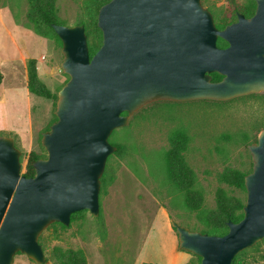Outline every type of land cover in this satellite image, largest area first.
I'll return each instance as SVG.
<instances>
[{
  "label": "water",
  "instance_id": "1",
  "mask_svg": "<svg viewBox=\"0 0 264 264\" xmlns=\"http://www.w3.org/2000/svg\"><path fill=\"white\" fill-rule=\"evenodd\" d=\"M96 25L102 41L91 57L82 24L51 25L68 79L57 92L56 120L41 134L46 156L32 163L33 176L20 174L19 149L0 136V264H12L16 253L48 263L38 242L46 227L68 226L80 210L99 214L100 177L116 149L108 138L143 106L264 93V0L222 29L201 0H109ZM214 72L222 78L213 81ZM247 148L252 167L243 178V216L228 220L225 234L170 219L179 249L199 257L198 264H230L264 240V128Z\"/></svg>",
  "mask_w": 264,
  "mask_h": 264
},
{
  "label": "rangeland",
  "instance_id": "2",
  "mask_svg": "<svg viewBox=\"0 0 264 264\" xmlns=\"http://www.w3.org/2000/svg\"><path fill=\"white\" fill-rule=\"evenodd\" d=\"M248 0H201L214 23L232 20V8ZM88 0H55L57 17L64 25H89L93 32ZM27 0H0V136L11 137L20 151V174L25 172L27 154L34 150L46 156L41 134L54 118L56 101L26 93V63L35 58L40 80L57 92L65 83L61 45L52 35L38 34L28 19ZM85 30V28H84ZM87 38V37H86ZM175 128L189 137L185 159L195 173V188L203 195L202 210L215 208V190L222 187L229 195L245 202L246 192L219 181L229 167L251 171L247 146L256 141L264 128V93H251L229 100L155 101L132 114L126 126L108 138L122 147L121 155L110 154L105 162V182L100 184L99 214L82 212L66 228L51 224L39 235L45 257L53 247L81 249L88 264H137L136 255L146 232L163 206L169 219L191 231L208 230L183 206L180 194L166 181L161 153L168 148V134ZM102 173V174H103ZM167 237L154 232L144 246V257H154L157 244L167 253ZM247 248L244 264H264V240L255 249ZM188 264L196 263L191 254ZM148 256V257H147ZM159 256V255H158ZM137 262V263H136ZM12 264H38L23 253H16ZM46 264H51L50 261Z\"/></svg>",
  "mask_w": 264,
  "mask_h": 264
},
{
  "label": "trees",
  "instance_id": "3",
  "mask_svg": "<svg viewBox=\"0 0 264 264\" xmlns=\"http://www.w3.org/2000/svg\"><path fill=\"white\" fill-rule=\"evenodd\" d=\"M27 1L29 4L28 19L31 23H33L35 31L43 36H54L58 43L61 45V41L51 27L52 24H64V22L59 20V18L57 17L55 0ZM108 1L109 0H88L87 3V8L92 13L91 20L94 18L92 22L93 32L89 28V25H84L90 57L97 51L102 41L101 31L96 25L97 12L100 6ZM230 2L233 4V0H230ZM254 9L255 0H248L247 3L241 7L235 5L232 8V20L222 21L221 23L215 21V25L217 28L222 29L225 25L236 20L237 13H241L245 17H249L253 14ZM216 44L221 48L226 47L227 45V43L221 38H217ZM36 63L37 61L35 58L28 59L26 63V88L28 93L45 99L56 101L58 91L52 92L40 80L37 73ZM211 77L213 81H218L222 78L220 74L215 72L211 73ZM2 79L3 76L0 71V84L2 82ZM55 120L56 116L54 115L52 122H54ZM48 129L49 127L46 130ZM188 143L189 137L185 130L181 128H175L169 132L168 148L165 149L160 155L164 177L167 183L180 194L183 201V206L190 212H196L198 221L208 228V230H203V233L223 235L227 232L228 228L226 222L228 220L237 222L242 218L243 206L245 202L236 196L229 195L224 188L218 187L215 190V208L208 211L202 210L203 195L200 190L195 188V173L185 159V151L187 150ZM112 145L116 147L115 151L112 154L120 156L122 153L121 145ZM43 151L46 152L44 148ZM44 157V154L42 155L34 150H30L27 154L24 174L27 177L33 176L34 169L32 167V163L37 159ZM245 174V172H242L238 169L227 167L223 169V171L219 174V181L230 187L245 191L243 181ZM104 182L105 172L100 177V184L103 185ZM84 211L86 210H80L72 213L70 215V223ZM54 224L59 225L61 228L67 227L57 222L52 223L51 226ZM173 230L175 231L174 228ZM257 245L258 243H256L252 249H255ZM245 250L237 253L231 260L230 264H244L243 255L245 253ZM199 260L200 258L196 256V263L194 264H198ZM46 261H50L51 264H88L86 255L83 250L71 248L62 249L57 246L51 249L49 255L46 257Z\"/></svg>",
  "mask_w": 264,
  "mask_h": 264
},
{
  "label": "crops",
  "instance_id": "4",
  "mask_svg": "<svg viewBox=\"0 0 264 264\" xmlns=\"http://www.w3.org/2000/svg\"><path fill=\"white\" fill-rule=\"evenodd\" d=\"M26 93H28V91H26ZM154 216L155 219L152 220V224L148 229V231L146 232L145 239L143 240V246L142 248H139L137 251L136 261H139L141 263H137V262L136 263L137 264H144V263L187 264L190 261L191 255L190 253L179 249L177 234L171 226L168 210L165 207L160 206L156 208L154 212ZM154 228L156 230V233L160 232L161 230L165 232L167 237V241H166L167 253L165 255L161 254V247L157 244V247L153 249V252H155L154 257L145 258L143 253L144 246L147 242V239L154 232Z\"/></svg>",
  "mask_w": 264,
  "mask_h": 264
}]
</instances>
